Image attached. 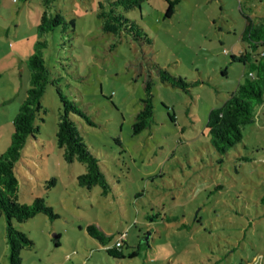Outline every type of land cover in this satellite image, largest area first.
Segmentation results:
<instances>
[{"label":"rangeland","instance_id":"rangeland-1","mask_svg":"<svg viewBox=\"0 0 264 264\" xmlns=\"http://www.w3.org/2000/svg\"><path fill=\"white\" fill-rule=\"evenodd\" d=\"M98 2L108 9V0H0V152L30 86L27 57L39 52L48 70L38 131L13 172L16 201L44 197L55 216L13 222L32 242L20 264H248L258 256L264 264V104L224 154L205 127L209 110L243 80L247 66L231 56L245 49L243 14L264 16V0H141L120 8L149 42L105 32ZM43 11L62 19L39 34ZM158 68L184 86L161 82ZM147 82L153 117L135 133ZM59 93L84 114L71 117L106 173V193L79 185L84 164L65 161L56 144ZM6 225L1 212L0 264H10ZM117 240L121 257L106 251Z\"/></svg>","mask_w":264,"mask_h":264},{"label":"trees","instance_id":"trees-1","mask_svg":"<svg viewBox=\"0 0 264 264\" xmlns=\"http://www.w3.org/2000/svg\"><path fill=\"white\" fill-rule=\"evenodd\" d=\"M141 0H108V9L102 2H98L100 9L97 16L101 19V28L105 32L118 34L122 30L130 34L134 40L149 42L146 34L133 20L125 17L120 8L131 9L138 6ZM168 14V13H167ZM244 26L240 34V40L245 43L244 51L238 56H231V60L247 66L243 73V80L236 84L229 96L220 106L209 110L205 127L209 136V142L213 150L219 155L226 153L242 139V128L254 121L255 108L263 104L264 82V16H250L243 14ZM61 15L58 13L50 16L43 11L37 31L42 34L50 31L61 23ZM38 46V45H37ZM29 72V88L20 103L12 120V133L10 143L5 151L0 152V213L5 214L6 242L9 249L10 264H20V251L32 244L27 235L17 230L13 222L22 223L28 218L45 213L54 217L51 207L47 205L44 197H35L30 204L16 201L17 179L13 168L20 157L21 151L29 137H34L38 131L35 117L41 109L40 99L44 93L48 70L44 66L43 58L39 52H34L27 57ZM161 82L170 81L171 85L184 86L180 78L169 75L158 68ZM145 96L141 99L142 107L135 115L132 129L135 133L148 126L153 117L152 93L150 83L144 87ZM59 97L62 103L61 112L57 122L55 133L56 144L62 150L65 161L77 160L84 164L85 171L79 174L77 182L81 186L90 188L99 184L102 193L108 190L107 176L96 156L83 142L75 120L71 114L84 116L74 101L67 99L61 93ZM90 234L101 240L97 233V227L88 225ZM57 245V235H55ZM121 247V245H120ZM107 248L106 251L115 257L122 256L117 248ZM133 255V254H132ZM242 264V263H239Z\"/></svg>","mask_w":264,"mask_h":264},{"label":"built area","instance_id":"built-area-1","mask_svg":"<svg viewBox=\"0 0 264 264\" xmlns=\"http://www.w3.org/2000/svg\"><path fill=\"white\" fill-rule=\"evenodd\" d=\"M124 234L121 235V239L123 238ZM121 245V242L120 240H117L115 243H114V246L115 247H120ZM248 264H262V260H261V256H258L256 258H253L252 262L248 263Z\"/></svg>","mask_w":264,"mask_h":264},{"label":"crops","instance_id":"crops-1","mask_svg":"<svg viewBox=\"0 0 264 264\" xmlns=\"http://www.w3.org/2000/svg\"><path fill=\"white\" fill-rule=\"evenodd\" d=\"M263 104H264V102H263Z\"/></svg>","mask_w":264,"mask_h":264}]
</instances>
